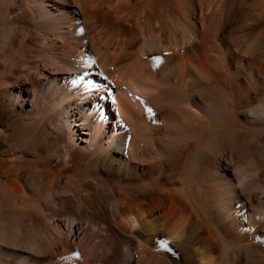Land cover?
Segmentation results:
<instances>
[{
    "label": "bare ground",
    "instance_id": "obj_1",
    "mask_svg": "<svg viewBox=\"0 0 264 264\" xmlns=\"http://www.w3.org/2000/svg\"><path fill=\"white\" fill-rule=\"evenodd\" d=\"M0 145L31 264H264V0H0Z\"/></svg>",
    "mask_w": 264,
    "mask_h": 264
},
{
    "label": "rangeland",
    "instance_id": "obj_2",
    "mask_svg": "<svg viewBox=\"0 0 264 264\" xmlns=\"http://www.w3.org/2000/svg\"><path fill=\"white\" fill-rule=\"evenodd\" d=\"M117 91V89L115 90V92ZM116 97H117V93L114 94V97L113 99L110 98V109L114 110L115 107L117 106V102H116ZM119 114L118 110H116V115ZM6 147L4 145H0V152L2 150H5ZM14 155H10V158H12ZM10 177V178H9ZM3 180V190L6 191L7 188H8V185L7 183L8 182H11L13 180V178L11 176H5L3 179H1V181ZM14 185L15 187L18 189V190H23L28 193L32 192V190H34L33 186L30 184H27L28 186L24 188V186H22V182H20L19 180H15L14 181ZM30 187V188H28ZM32 188V189H31ZM48 209V212H45L42 217H41V220L42 222L44 221L46 223L43 222V226L44 228L48 229L49 233L52 232V239L50 240V244L52 245V241L55 240L62 244L64 246L67 245V243L70 241V243L74 242L73 243V246H74V249L76 250V255L75 253L73 255L75 256H63V257H60V258H57L55 257V255H49L50 256V261L47 259V263H40V264H60V262H62L61 264H65V262L67 261V263L70 261V260H76V259H80L81 260V264H89V262L93 263V264H97V263H100L102 261H104L103 259H106V258H103L104 256L106 257L105 254H102L104 252H102V248H101V243H105V242H108L107 244H109L110 242H112V239L113 237L111 235H107L105 232L106 230V227L105 225L103 224V222L99 221L101 224V232L97 235V236H93L92 234H87L85 235L86 233L82 234L81 236H79L78 240L76 241L75 238L71 241L70 240V237L72 235V231H73V228L70 229L68 228L67 230V227H64L63 229V226H61V222H59L57 220V216L55 217L54 215H52L50 212H49V208L47 207ZM67 214H71V209L67 208ZM67 216V215H66ZM2 215H0V264H15L13 261H18L17 263L19 264H22V261L23 260H27L23 262V264H31L32 262H35L36 258H31L29 256H27V254H24L22 252L19 251V248H18V245H22L23 244V241L27 238L28 235H39V233H36L38 232V230H36L35 228L29 226V224H22V226H20V228L17 230L16 227L10 222L9 219H7L6 217H4V219L1 218ZM6 219V221H4ZM50 219V220H49ZM61 220V219H59ZM9 223V224H8ZM8 224V225H7ZM24 225V226H23ZM60 225V226H59ZM55 226V227H54ZM59 227V228H58ZM24 228V229H22ZM62 228V229H61ZM51 231H50V230ZM70 229V230H69ZM36 230V231H35ZM64 231L63 233L61 232ZM18 231V232H16ZM23 231V232H21ZM35 232V233H34ZM56 232V233H54ZM66 232V233H65ZM18 233V234H17ZM22 233V234H21ZM25 233V234H24ZM34 233V234H33ZM54 234V235H53ZM58 234V235H57ZM55 235L57 236V239H54L56 238ZM68 235V237H67ZM70 235V237H69ZM7 236V237H6ZM15 236V237H14ZM87 236V237H86ZM99 236V237H98ZM23 237V238H22ZM89 237V239H88ZM12 238V239H11ZM7 239V240H6ZM16 239V240H15ZM65 242H64V240ZM10 240V241H9ZM14 240V241H13ZM68 240V241H67ZM80 240V241H79ZM8 241V242H7ZM55 241H53V245L52 247L55 248V249H60L62 247V245H58ZM62 241V242H60ZM90 241V242H89ZM105 241V242H104ZM10 242V244H9ZM12 242V243H11ZM18 242V243H16ZM3 243H5L3 245ZM55 243V244H54ZM66 243V244H64ZM95 243V244H94ZM98 244V245H97ZM9 245V246H8ZM15 245V246H14ZM7 248H6V247ZM14 246V247H13ZM17 246V247H16ZM11 247V248H10ZM84 248V249H83ZM3 249V250H2ZM82 249L84 251H82ZM6 250V251H5ZM18 250V251H17ZM82 251V252H81ZM15 253V255H14ZM97 255V258H96V255ZM132 253H134L138 258H141L143 255L142 254V249L139 248V246H136V248L134 247L133 250H132ZM9 254V255H8ZM22 254V255H21ZM3 255V256H2ZM7 255V257H6ZM14 255V256H13ZM24 255V256H23ZM94 255H95V258H94ZM53 256V257H52ZM103 256V257H102ZM141 256V257H140ZM53 259H52V258ZM66 257V258H65ZM68 257V259H67ZM88 257V258H87ZM100 259H99V258ZM102 257V258H101ZM20 258H22V261L20 262ZM25 258V259H24ZM30 258V261H28ZM49 258V257H48ZM75 258V259H73ZM35 259V260H34ZM56 259V260H55ZM63 259V260H62ZM96 259V260H95ZM32 260V261H31ZM93 260H95L93 262ZM49 261V262H48ZM60 261V262H59ZM38 262V261H37ZM54 262V263H53ZM59 262V263H58ZM97 262V263H96ZM16 263V264H17ZM90 263V264H91ZM107 264V263H106ZM108 264H118V262L116 260H111L110 263L108 262Z\"/></svg>",
    "mask_w": 264,
    "mask_h": 264
}]
</instances>
